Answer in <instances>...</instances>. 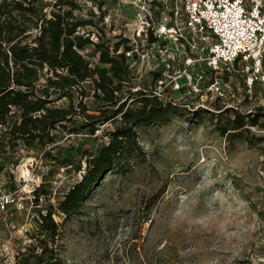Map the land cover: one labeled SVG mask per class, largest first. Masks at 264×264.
Segmentation results:
<instances>
[{
  "label": "rangeland",
  "instance_id": "374dc122",
  "mask_svg": "<svg viewBox=\"0 0 264 264\" xmlns=\"http://www.w3.org/2000/svg\"><path fill=\"white\" fill-rule=\"evenodd\" d=\"M17 1L48 16L60 6L72 9L76 20L86 22L79 34L99 31L103 44L111 40L107 46L115 51L116 30L104 33L93 25L101 20L94 12L106 4L103 0H59L56 7V0ZM83 55L92 67L101 66L96 47ZM162 79L159 85L155 76L131 70L124 100L134 106L138 93L154 92L176 104L178 112L165 124L139 128L145 158L128 173L109 172L79 213L68 218L57 206L82 177L77 166L85 168L87 154L109 141L106 132L117 123L100 125L95 134L82 127L81 117L67 129L59 127L47 150L73 163L56 169L43 149L22 141L12 149L0 125V264H18L23 253L31 258L27 264H36L29 249L40 250L33 236L40 211L48 210L60 225L57 247L64 264H264V121L247 123L240 138L233 131L223 135L229 112H216L211 100L202 106L200 96L174 91L169 78ZM85 87L84 103L90 113L98 112L92 82ZM68 103V98L55 102ZM41 186L47 194L36 198ZM3 202H9L4 209Z\"/></svg>",
  "mask_w": 264,
  "mask_h": 264
},
{
  "label": "trees",
  "instance_id": "16d2710c",
  "mask_svg": "<svg viewBox=\"0 0 264 264\" xmlns=\"http://www.w3.org/2000/svg\"><path fill=\"white\" fill-rule=\"evenodd\" d=\"M85 25L86 22L76 20L72 9L63 10V6L48 16L32 3L25 6L17 0L0 2V125L5 127L9 146L15 149L22 141L28 148L43 149L56 169V165L73 163L70 158L61 160L60 153L53 155L47 150L54 143V132L59 127L67 129L68 123H76L75 118L81 117L82 127L95 134L98 126L117 123L114 130L106 132L109 141L95 153L87 154L85 168L77 166L78 171H83L82 177L57 206L66 218L79 213L109 172L128 173L139 159L145 158L139 128L165 124L178 112L172 101H164L147 91L138 93L135 105L129 106L124 100V82L130 79L131 70L125 55L117 53L119 44L112 53L106 44H93L89 37L79 34L78 29ZM89 47L100 51L101 66L92 67L84 57L83 52ZM88 81L92 82L93 96L100 103L95 113H90L84 103L89 96L85 89ZM131 88L130 85V95ZM62 98L69 99L67 106L55 104ZM260 118V115L248 119L238 115L228 119L222 134L230 135L229 131H233L231 135L240 138L247 123L254 125ZM47 191L41 186L36 198ZM54 214V210L39 213L40 228L33 237L40 250L29 249L36 264H64L57 247L60 225ZM29 259L23 253L18 264H27Z\"/></svg>",
  "mask_w": 264,
  "mask_h": 264
},
{
  "label": "built area",
  "instance_id": "2783aa9c",
  "mask_svg": "<svg viewBox=\"0 0 264 264\" xmlns=\"http://www.w3.org/2000/svg\"><path fill=\"white\" fill-rule=\"evenodd\" d=\"M103 1L93 25L116 30L117 53L130 70L155 76L159 85L166 76L174 91L197 94L202 106L211 100L232 119L264 121V0ZM97 33L86 35L103 44Z\"/></svg>",
  "mask_w": 264,
  "mask_h": 264
}]
</instances>
